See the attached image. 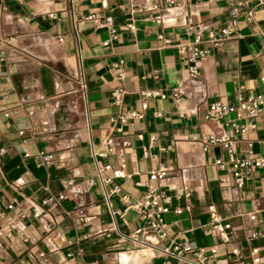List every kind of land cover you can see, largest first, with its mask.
<instances>
[{"label": "crops", "instance_id": "crops-1", "mask_svg": "<svg viewBox=\"0 0 264 264\" xmlns=\"http://www.w3.org/2000/svg\"><path fill=\"white\" fill-rule=\"evenodd\" d=\"M171 1L0 0V264H189L126 240L149 222L121 196L137 202L145 184L170 197L160 247L186 239L194 250L216 247L206 264H264V168L238 188L214 164L226 160L222 149L203 143L216 130L204 116L209 104L249 94L264 101V6L242 5L252 19L199 63L195 86L175 46L223 27L240 0ZM106 17L116 39L105 46L108 31L96 26ZM117 87L126 92L121 110L139 111L144 91L182 93L147 100L143 118L115 133ZM252 122L237 151L250 145L264 157V117ZM108 137L126 143L98 159L112 171L124 160L125 177L108 185L119 187L110 207L90 148L101 151ZM159 169L166 177L149 181ZM210 205L230 225L227 241L203 233Z\"/></svg>", "mask_w": 264, "mask_h": 264}, {"label": "built area", "instance_id": "built-area-1", "mask_svg": "<svg viewBox=\"0 0 264 264\" xmlns=\"http://www.w3.org/2000/svg\"><path fill=\"white\" fill-rule=\"evenodd\" d=\"M165 1L168 5L173 4L171 0ZM249 1L254 2L257 6H264V0H240L230 3L228 10L229 18L223 27L217 31L207 30L205 37L196 34L192 41L175 46L187 70L188 79L193 85H202L199 63L209 56L212 49L218 48L225 41L233 37L234 30L242 18L246 21L252 19L253 13L251 10H247L244 14L240 12L242 5ZM141 11L142 9L136 10V12ZM122 12L124 13V10H122ZM130 14H133V11H130ZM112 22L111 17H106L104 20H99L96 26L97 28H105L108 31L109 39L103 43L105 46L108 45L110 41L116 39V32L112 27ZM156 22H158V19H156ZM185 30L187 33L193 31L191 20L187 21ZM261 51L264 53V44L262 45ZM125 93L126 92L121 87L113 89L111 92L112 105L120 109ZM181 93V89H171L169 92L159 90L142 92L140 94V110L120 109L117 115L111 119L113 131L115 133H121L122 128L129 121L141 120L147 106V100L165 98L167 94L177 99ZM230 115H234L235 118L230 119ZM156 116L158 117L160 114L157 113ZM204 116L206 120L216 124V130L208 133L204 137L203 143L206 147L219 146L226 155V160L216 159L214 161L215 166L218 169L228 172L236 187H243L251 180L255 171L264 168V157L254 153L250 145H247L242 153H239L236 147L238 143L237 136L255 128L252 122L253 119L259 116L264 117V101L262 97L260 95L251 94L245 97L239 95L236 97L234 104L216 101L209 104ZM125 145V142H119L114 137H108L101 142V151H95L92 144L90 145L91 157L95 169V179L100 185L103 196L109 207L110 203L108 198L110 194L119 192V187L114 186L112 189H109L108 185L114 178L125 177L122 172L124 160L119 156L120 168L112 171L109 164L99 165L98 159L106 158L115 148ZM166 175L167 171L165 169H159L158 171L152 172L148 179L149 181H154L165 178ZM185 197H189L188 192H185ZM121 199L122 202L126 204V208L137 210L140 214V219L149 222L148 227L142 225L125 237L132 245L139 249H150L155 253H163L179 262H186L189 264H206L216 254V247H210L206 250H194L186 239L177 242L173 241L167 248L160 247L161 242L166 240L169 232L162 220V215L169 211L170 206V197L165 193L157 191L152 186L145 184V193L141 200L132 203L125 195H122ZM9 208H11V206H9ZM185 209L189 210V206L187 205ZM180 212L181 210H176V213ZM207 212L210 220L208 224L202 228L203 233L205 235L219 237L222 241H227L226 232L230 228V225L222 222L213 205L207 207ZM250 218L253 219L254 217L251 215ZM251 253L255 254L256 250H252ZM251 262L252 264H260L258 259H253Z\"/></svg>", "mask_w": 264, "mask_h": 264}]
</instances>
